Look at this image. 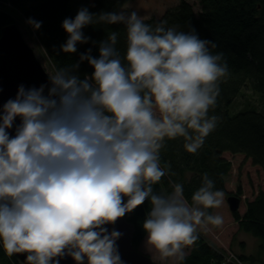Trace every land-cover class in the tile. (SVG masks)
Returning <instances> with one entry per match:
<instances>
[{
  "label": "clouds",
  "instance_id": "obj_1",
  "mask_svg": "<svg viewBox=\"0 0 264 264\" xmlns=\"http://www.w3.org/2000/svg\"><path fill=\"white\" fill-rule=\"evenodd\" d=\"M117 24L125 28L123 53L117 32L99 41L84 32ZM166 24H148L136 11L81 7L62 21L68 37L60 50L77 53L91 43L98 56L90 47L71 67L46 70L47 83L21 84L0 105V245L7 257L125 264L117 243L123 233L109 226L146 202L144 248L161 261H182L201 231L223 226V216L209 210L222 207L224 194L207 174L191 201L180 183L169 181L166 194L154 188L168 175L160 155L168 140L183 138L196 154L216 129L219 117L210 111L229 75L214 41ZM85 61L93 71L81 75Z\"/></svg>",
  "mask_w": 264,
  "mask_h": 264
},
{
  "label": "trees",
  "instance_id": "obj_2",
  "mask_svg": "<svg viewBox=\"0 0 264 264\" xmlns=\"http://www.w3.org/2000/svg\"><path fill=\"white\" fill-rule=\"evenodd\" d=\"M131 0H0V36L2 28L17 22L20 17L28 21L33 18L42 21L35 29L29 24L39 41L43 54L54 70L71 67L79 61V53L93 48L98 56V48L91 43L79 44L77 53H64L60 46L68 34L62 28L66 17L74 18L78 9L88 7L91 12L120 11ZM200 10L189 0H180L161 15H152L143 20L155 26L166 21L167 27L180 31L194 28L200 38L214 41L217 45L213 53H223L229 75L220 84V92L210 115L219 117L216 129L206 138L203 147L196 153H188L183 138L168 140L161 149V167L168 175L154 186L155 191H172L169 181L180 183L188 201L207 174L215 182V189L241 198L242 189L236 192L227 190L232 172L234 155L243 154L264 171V0H197ZM118 33L117 48L125 49V28L122 24L89 26L85 35L99 41L110 32ZM80 74L90 73L93 69L85 61L80 65ZM150 205L143 206L126 215L134 224L133 245L138 248L145 238L142 222ZM214 212V210H209ZM241 230L260 239L255 254L236 253L238 264H264V189L246 200L244 212L232 211ZM215 228V227H213ZM234 253V254H235ZM238 257V258H237ZM0 264H22L14 255L9 258L0 245ZM176 264H236L228 260L222 247L209 242L199 235V239L185 253L182 261Z\"/></svg>",
  "mask_w": 264,
  "mask_h": 264
},
{
  "label": "rangeland",
  "instance_id": "obj_3",
  "mask_svg": "<svg viewBox=\"0 0 264 264\" xmlns=\"http://www.w3.org/2000/svg\"><path fill=\"white\" fill-rule=\"evenodd\" d=\"M83 1L85 0H77L79 3ZM179 1L180 0H131L123 6L122 10L128 12L136 11L143 19L152 15H161L168 7L178 4ZM189 1L195 4V10L198 13L200 8L195 3L197 0ZM16 23L20 27L25 39L35 49L37 56L45 66L46 70L50 73H53L55 70L48 61L47 57L43 54L42 47L35 37L29 24L26 22V20H23L20 17L17 19ZM232 161L233 168L228 179L227 190L234 193L238 190V186H241L242 201L240 203L239 211L242 213L245 210L246 200L253 198L260 189H264V171L259 166L252 163V161L249 158H246V156L243 154L234 155L232 157ZM223 194L224 203L222 207L214 210V213H218L223 216V226L219 228H213L210 226V231H201L200 235L205 237L209 242L216 245L217 247L224 248L227 252L228 260L238 264V260L235 258L237 256L236 253L255 254L258 251V246L261 241L251 233L240 229L229 207L227 194ZM143 241L138 246V249L143 253L148 254L144 248ZM191 248L192 245L187 247L185 249V253L189 252ZM149 256L157 264H173V261L171 260L161 261L158 255L155 257L151 255ZM261 256L264 257V252L261 254Z\"/></svg>",
  "mask_w": 264,
  "mask_h": 264
},
{
  "label": "water",
  "instance_id": "obj_4",
  "mask_svg": "<svg viewBox=\"0 0 264 264\" xmlns=\"http://www.w3.org/2000/svg\"><path fill=\"white\" fill-rule=\"evenodd\" d=\"M47 82L46 68L33 46L25 39L18 24L14 22L4 26L0 36V89H2L0 105L9 98H14L21 84L26 87H39ZM227 201L231 211H237L242 200L238 195L230 194L227 196ZM112 227L123 233L117 243L125 264H157L148 254L133 245L135 227L126 216L121 218L116 225H110L109 230ZM15 256L24 264L25 256ZM61 264H74V261L68 257L62 260Z\"/></svg>",
  "mask_w": 264,
  "mask_h": 264
}]
</instances>
